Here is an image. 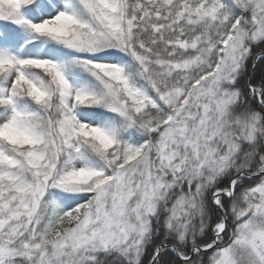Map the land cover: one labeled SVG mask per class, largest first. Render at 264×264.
Returning a JSON list of instances; mask_svg holds the SVG:
<instances>
[{
    "label": "snow or ice",
    "instance_id": "obj_1",
    "mask_svg": "<svg viewBox=\"0 0 264 264\" xmlns=\"http://www.w3.org/2000/svg\"><path fill=\"white\" fill-rule=\"evenodd\" d=\"M264 0H0V264H264Z\"/></svg>",
    "mask_w": 264,
    "mask_h": 264
},
{
    "label": "trees",
    "instance_id": "obj_2",
    "mask_svg": "<svg viewBox=\"0 0 264 264\" xmlns=\"http://www.w3.org/2000/svg\"><path fill=\"white\" fill-rule=\"evenodd\" d=\"M262 72H264V65L257 67L256 72H255V76L257 79L260 77Z\"/></svg>",
    "mask_w": 264,
    "mask_h": 264
}]
</instances>
